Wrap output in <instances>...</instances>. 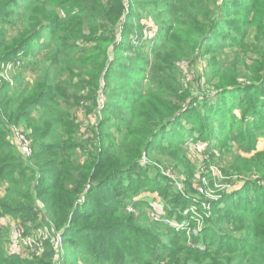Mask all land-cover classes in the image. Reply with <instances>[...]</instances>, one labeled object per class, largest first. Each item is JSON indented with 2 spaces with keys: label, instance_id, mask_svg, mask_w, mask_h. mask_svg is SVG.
Returning a JSON list of instances; mask_svg holds the SVG:
<instances>
[{
  "label": "trees",
  "instance_id": "1",
  "mask_svg": "<svg viewBox=\"0 0 264 264\" xmlns=\"http://www.w3.org/2000/svg\"><path fill=\"white\" fill-rule=\"evenodd\" d=\"M125 1L0 0V73H9L0 82V186L8 183L0 187L1 216L23 218L20 225L28 230L43 204L63 234V264H264V185L254 194L224 193L214 201L219 211L208 215L204 237L189 232L195 219L184 222L182 233L153 218L143 210L144 199L136 200L137 214L128 212L145 183L138 174L150 163L144 157L151 159L156 150L173 159L187 157L181 147L194 141L195 130L208 134L203 139L210 150H224L216 136L222 129L231 152L236 141L247 143L260 128L264 115L258 107L264 110V103L252 98V105L243 107L237 93L264 87V59L248 66L237 49L244 45L245 30L229 16H250L252 8L237 0ZM252 1L255 9L264 8V0L245 3ZM143 10L158 25L149 53L139 41L142 34L137 39L132 32L134 21L144 19ZM259 53L264 55V48ZM208 54L210 74L202 82L194 74ZM244 67L245 73L237 74ZM243 78L248 83L238 85ZM86 107L93 121L89 132L77 114ZM199 108L209 122L193 121ZM236 110L242 112L238 126ZM14 127L30 141L31 155L21 152L26 161L12 142ZM253 162L254 170L233 163L226 174L243 180L256 172L264 181V150ZM149 189L172 199L170 216L189 219L182 192L163 190L157 182ZM95 194L107 197L97 202ZM222 224L239 232L245 244H226L236 233L225 234L217 226ZM212 228L220 232L216 242L207 243ZM8 230L0 227V264H56L48 242L41 255L8 253Z\"/></svg>",
  "mask_w": 264,
  "mask_h": 264
},
{
  "label": "rangeland",
  "instance_id": "2",
  "mask_svg": "<svg viewBox=\"0 0 264 264\" xmlns=\"http://www.w3.org/2000/svg\"><path fill=\"white\" fill-rule=\"evenodd\" d=\"M242 2L243 4H246L248 8H252L251 15L248 16L247 13H240L237 15L230 14V18L233 20H236V24H241L239 29L242 31L245 30V36H242L241 40L244 42L243 46L237 47L238 52L241 56L246 58V62L248 66H250L252 63H254L256 60L262 61L264 59V55H261L259 52H261L264 48V28H263V19H264V8H261L259 5H254V1L245 3L246 0H237ZM125 4H128V1H125ZM144 19L142 21H134L135 25L137 26L134 31V37L137 39L141 38L139 36V33L142 34V38L139 40L140 42H144L145 46L144 49L146 52H150L152 50L153 45L150 46V39L155 37V34L157 33L158 25L154 23V20L147 15V11L143 10ZM149 17V18H148ZM244 20H247L250 22V24L245 25L243 23ZM224 31H221L223 33ZM118 38H121V30L119 29ZM154 39V38H153ZM236 49V47H234ZM234 49V50H235ZM236 49V50H237ZM233 50V51H234ZM237 55L233 54V57ZM211 58V55L208 54L204 56L203 59H200L198 62V65L196 66L195 74L196 76H202V82H205L210 74V68L208 67V62ZM247 70L246 67L244 68H238L237 74L240 72L245 73L244 71ZM3 75L6 77H9V73L7 70H4ZM186 78V77H185ZM192 77L188 76L187 81L191 80ZM247 79H239L238 85L245 86L247 84ZM205 90L207 92H214V88L212 86L206 85ZM242 88V87H241ZM244 89V88H243ZM251 92V94L249 93ZM240 99L239 104H243V107H249V105H252L251 99H256V101H260L261 103H264V87L257 91L255 90H241L239 91ZM252 95L251 98L248 95ZM248 105V106H247ZM255 106L254 109H257V105L253 104ZM89 106V105H88ZM200 109V108H199ZM260 109V112H262V115H264V110L262 107H258V110ZM201 110V109H200ZM89 110L87 109H79L77 110L78 117L80 118V121L82 123V128L84 132H89L92 128V122L90 119L88 120L87 115ZM90 114V113H89ZM237 116L236 124L241 122L242 112L240 110H236L234 113ZM250 114V113H249ZM197 115V114H196ZM193 116V121L195 122L197 118L207 120V122L210 121L208 117H206L205 112L201 110L198 116ZM206 118V119H205ZM217 126H221L220 123H217ZM260 128H256L251 133L250 138L244 136V140L248 138V142H243V140H238L236 143H234L232 151L228 152L226 149L227 144H229V136H226L223 134L222 129H217L216 136L220 138L221 142L225 144L224 150H222L219 146V149L216 150H210L208 147L207 141L204 138V135H208L207 133L199 132L198 130H195V139L194 141L185 144L181 148H184L187 150V157H184L182 154L176 159L172 158V154L167 151H160L156 150L152 153L151 159L144 157L143 162L149 163L145 164L144 172L138 173L142 174L145 177L144 185L143 187L137 188L139 190V193L133 194V198H135V203L132 201V205L129 206L128 212L132 213H138L139 205L136 204V200H145L147 204L144 206L143 210L148 211L153 218H159L162 219L163 223L165 224H172L176 226V229H183L182 233L184 232L185 226L191 219H195V222L193 223V226L191 229H189V232H192L195 234H203L202 237H204V233H201L204 227L206 226V219L208 218V215L218 213L217 206L213 205L214 201L219 200V198L222 197L224 193L227 195H230L232 193L241 192L243 190H248L251 193L254 194V192H259L260 186L264 185V181L260 179L259 173H249L248 177L244 178L243 180L239 179L236 176H230L226 174V171L229 170L233 163H238V166L243 168L245 171H251L254 170L251 167V162L254 160H257L259 157V154L261 151L264 150V121H262V124L259 125ZM221 128V127H220ZM237 132V128L235 129ZM12 142L15 146V149L18 150V153L20 155V158L26 161L27 158L19 151V148L16 143V139L11 134ZM180 149V148H179ZM179 149H174L173 151H178ZM221 152V153H220ZM237 155H241L244 158V161H239L237 158ZM250 160V161H247ZM255 163V162H253ZM148 167V168H147ZM226 170V171H225ZM166 177L168 181H165L162 177ZM252 180L255 182V185H248V180ZM154 182H157L159 185H163V190H168L170 187H173L175 190L174 193L182 192L186 198L188 199V208L184 212L186 216L189 217L188 220L181 219V215L173 214L172 216L168 213V208H170L172 200L169 197L163 196L161 192V189L158 191L149 189L151 188L152 184ZM8 185V183H4L0 187H5ZM249 186V188H247ZM264 188V187H263ZM242 194V193H241ZM128 193L126 194V196ZM130 195V194H129ZM121 196V195H120ZM131 196V195H130ZM199 197L202 199V203H197L193 198ZM107 196H102L95 194V200L99 202L103 201V198H106ZM132 198V199H133ZM134 200V199H133ZM96 208V204H93ZM41 210V209H40ZM177 212H179L177 210ZM2 210L0 208V218H1ZM47 211L45 209V212H41L40 219H38L36 222H33L34 224H29V229H25V233L28 234L33 230H37L38 233H40L41 230H43L45 227H43L47 222ZM5 218L7 220H10V224L20 225L23 220V218L19 217L16 218L15 215L12 214H6ZM50 219V218H49ZM51 220V219H50ZM52 221V220H51ZM53 222V221H52ZM183 222V223H182ZM185 222V224H184ZM205 222V223H204ZM54 223V222H53ZM184 224V225H183ZM55 225V223H54ZM56 226V225H55ZM220 226V230H223L225 234H235L234 240L228 241L226 244L232 245L236 248H238L239 244H245L244 241H240L239 232H231L232 227L222 224L217 225ZM4 230L8 229L7 227L3 226L1 227ZM40 228V229H39ZM220 230L217 229H210L207 232V240L205 242L211 243L212 241L216 242V234L220 232ZM126 232H131L130 230H127ZM199 232V233H198ZM185 233V232H184ZM238 235V236H237ZM237 236V237H236ZM239 237V238H238ZM144 242H148L147 239H143ZM204 242V241H203ZM241 242V243H240ZM245 247L248 246L247 244L244 245ZM4 247L8 253H16L20 255V257H31L29 251L26 249L24 243L22 240L17 239L16 235H14V227L13 230L7 231V238L4 240Z\"/></svg>",
  "mask_w": 264,
  "mask_h": 264
},
{
  "label": "built area",
  "instance_id": "3",
  "mask_svg": "<svg viewBox=\"0 0 264 264\" xmlns=\"http://www.w3.org/2000/svg\"><path fill=\"white\" fill-rule=\"evenodd\" d=\"M3 77H4L3 73H0V82L2 81ZM13 136L16 139V143L19 150L26 157L30 156L32 153V147L30 141L28 140L26 135L22 132V130L18 127H14ZM40 209L41 212L43 213L45 212V206L43 204L40 205ZM46 218H47V222L43 226L45 228L41 230L40 233H38L37 230H33L30 233L26 234L23 226L10 224V220H7L5 216H1L0 218V227L3 226L8 227L10 231L13 230L14 227V235H16L17 239L22 240L26 249L29 251L31 255L43 254L47 247L46 243L48 242L56 253L55 256L56 264H63L67 254L63 234L49 219L48 215H46ZM10 231H9V235H10Z\"/></svg>",
  "mask_w": 264,
  "mask_h": 264
}]
</instances>
